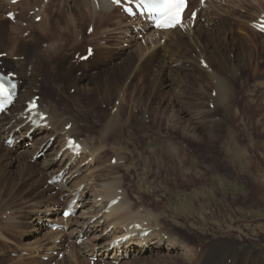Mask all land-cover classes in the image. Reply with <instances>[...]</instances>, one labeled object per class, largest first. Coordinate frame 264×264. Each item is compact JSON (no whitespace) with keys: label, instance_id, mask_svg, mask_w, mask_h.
I'll return each instance as SVG.
<instances>
[{"label":"bare ground","instance_id":"6f19581e","mask_svg":"<svg viewBox=\"0 0 264 264\" xmlns=\"http://www.w3.org/2000/svg\"><path fill=\"white\" fill-rule=\"evenodd\" d=\"M6 1L10 4L8 7L11 8V11L7 12L6 15L13 13L14 19L12 20L13 24L10 25L9 33H5L2 30L3 28H0V45H4L3 48L8 49L6 63L14 67L13 73L17 75L19 94L15 103L9 110L0 116V143L4 146L8 145L6 151L16 154L17 149L22 148V146L25 148V146L29 145L31 142L30 145H33L32 147L27 146V149H23L24 152L29 154V159H32L34 155H36V157L46 155L47 157L43 158L44 161L38 168V175H41V177L47 179V181H51L52 184L45 187L41 180L38 179L35 181V188L41 189L42 187L40 192L47 196L48 194L51 195L53 192L60 198L67 197L68 201L65 209L73 202L75 214L74 217L70 216L65 221L64 217L60 218L55 213V211H58L56 207L58 203L53 207L47 208V202H42L40 209L31 217L30 223L32 227L37 229L44 228L45 230L48 225L54 226L62 221L63 230H65L66 227H74L71 237L75 238V240L83 238L84 236H90L91 234L96 235L103 224L105 225V230L103 232H107L110 227L113 228L114 235L112 238L104 241L102 244L100 243V245H93L92 248L88 250L80 248L81 250L79 251L80 254L86 253L90 257L100 256L104 264H110L107 262L108 260L118 261L120 264H127L124 261H126L125 259L128 257L131 258V255H135L134 262L140 264H264V251H257L252 245H246L243 249L239 248V243L245 244L249 239L245 235H241L236 239H227L221 238L219 235L207 229L202 231L196 230L201 233L199 237L200 243L196 245V241L192 240V238L187 241L181 237L177 238L176 234L163 223V214L157 210L144 209V214H141L139 211L135 212V203L129 200L127 189H125L124 183L121 180L122 177H128L129 175L124 174L121 176L119 174V176L111 179H103V174H94V172L89 177L83 176L89 171L93 164L100 163L104 157V151L109 149L113 151L117 161L116 165H110L111 169L114 170L119 168V166H123L125 167V172L129 173L133 169L134 163L124 164L127 162V158L124 155L126 153L125 149L119 144L126 130L132 129V126H136L140 130L150 129L152 128L151 124L155 125V128H157L158 125L155 123L157 121L158 123L159 121H163L162 116H166V111L162 112L161 115L159 113L161 111H151V113H149L150 111L146 109V107L142 108L143 111L140 112V104L137 103H133L131 107L129 106L126 112L125 104L127 100L125 91L128 90L127 88L130 87L134 78L140 75H142V79L149 78V67H152V65L157 62L158 65H154V67L155 69L158 67L161 69L159 70V78L162 81L161 87H169V80H166L167 77L163 74L168 69L171 71L173 65H178L183 62L182 60L185 58L186 54L185 50L188 48L187 44L196 42V40L199 39L205 43L203 48H205L204 51L209 61L211 60L222 64L227 60L224 56H226L227 53L230 55V52H233V48H235L234 44L229 47L225 41L227 35L231 33V25L226 20L221 21L217 18L214 12H210L211 7H218L215 5V1L221 3L223 0H206L204 5H201L200 0H198V5L195 7L198 11V16L193 28L192 18L183 24L184 29L177 27L174 30L165 32L153 29L149 23L144 22L143 17L138 15L132 18L129 24L116 23L117 27L114 35H116L118 40H123L129 43V45L131 43L133 46L135 45L137 36L143 35V37L146 38V45H154V47H156L165 39L166 45L164 47V53L160 56H156L158 50L155 49L153 50L154 54H148L150 52V47L146 48L145 51L139 46L141 54L138 55V60H130L132 56H127L124 58L127 62L124 61L122 64L114 62V64H110L113 68L109 70V73L110 75L111 72L114 74L112 77L115 83H117V96L115 95V86L111 80V83L110 81L107 82L108 88H101L103 93L100 95L102 105H100L98 110L90 106H85L83 105L84 103L82 104L78 101L76 102L75 113H69L68 110L70 108H67L68 113L65 112V114L60 112L57 106L49 102L44 95L40 97L38 101L39 106L36 111L28 107L27 102H32V99L38 94L34 92L41 87V84L36 81L37 78H40L38 72L41 70V66L44 61H48L51 54L55 55L62 49L58 46L63 45L66 35L73 39L72 46L81 45L84 36L82 35L83 31H80V25L84 24V22L89 24L90 32H92L88 39L92 44V48L96 51H104L105 48H107V46L103 45V43H105V37L108 33L113 31L110 30L108 25L110 21L114 19L115 10L119 8L110 3L109 0H90V11H87L83 8L85 7L83 3L85 0H74V7H76L77 14L71 16L70 20L63 17L59 23L58 21L53 23L49 18V14H47L49 12L48 7L45 8V5H41L40 3L34 5L35 3L30 1V3H28L29 7L32 5L35 6L33 11H30V14L33 15V19L35 20L38 17L41 18L39 24H31V22L18 21L16 17V6H23V2L27 0H18L16 3H13V0H0L1 11L5 8L4 2ZM234 1L242 3L247 0ZM52 18L53 17H51V19ZM124 18L130 19L127 15H124ZM202 18L206 19L205 23H202ZM259 18L263 19L261 16L258 17V20ZM236 19L238 25L244 27L240 29L243 36L247 35L246 28L249 23H252L254 29L257 24V22L255 23L254 21L244 19L243 16L239 14ZM62 24L65 26H61ZM96 30L98 31L97 33H95ZM214 31H217L216 36L213 35ZM19 33H21V38H14V36ZM27 34H29V38H26ZM80 36L82 37L79 40ZM243 36H241L239 42L245 39ZM43 39L49 41L52 47L47 54L41 50V40ZM61 40L63 42L60 43L59 41ZM169 44H172L173 47H170ZM123 47L124 46L120 48L121 51L116 53L115 58H118V60L127 53L126 49L124 50ZM209 47H211L210 50ZM2 53H4V51H0V54ZM127 54L130 55L131 52L128 51ZM220 54H222L221 57ZM22 56L25 57L23 58ZM3 57H6V55L0 56V58ZM156 57L158 58L156 59ZM109 58L111 59V57ZM112 59H114L113 55ZM90 60L91 59H88L85 64L87 65L88 62L91 63ZM1 61L0 59V62ZM232 62L231 57L228 56V66L233 65ZM133 63L134 65L132 66ZM135 66L138 68L136 72L134 70ZM1 68L3 67H0V69ZM66 68L63 66L68 84H72L77 87L79 91L86 92L90 95L93 88L86 89L78 83L82 80L87 81L89 75L82 74L80 78L77 77L76 81V79L72 78L73 71ZM176 70L178 73V69ZM223 70L225 72V68ZM252 70V74L256 76L258 68ZM235 72L237 73V69H235ZM100 74H95V79L99 83L102 79ZM211 86L216 90L214 108L218 109L220 107V109H223L224 113L228 115L232 122L237 120L238 118L234 107L228 102L234 96V87L231 79L214 78ZM106 110L109 112L111 111V114L106 112ZM138 110L139 115L137 114ZM89 111L96 113L98 118L100 116V120L97 122L101 123L99 131H97L98 128L96 127L98 125L95 120L96 115L88 116ZM180 112H182L181 114H183V117L176 113V115L173 113L170 114L169 112L170 116L166 117V120L172 123L171 126L174 127L173 130L179 131L180 135L187 137L189 142L196 146L205 145L207 148H210L213 143L217 142L218 138L220 141H224L223 145L220 142V146L222 147L221 153H217L214 156L216 158L215 161L218 160L223 162L228 172L224 174L219 172L212 173L214 170L210 168L212 166L211 162H205V164L197 157L194 159V156L183 147L184 144L182 142L179 143L177 140H164L162 142L161 139L157 141V138H154L148 141L150 155L157 165L156 172L165 173L167 176H173L176 180L181 181L180 184H177L182 188L180 191L177 189L179 192H175L176 189L172 191V188L165 190V194L176 199L174 207L175 215L173 219H184V217H186L188 219L187 221H190L191 218H198L203 225H206L207 220L210 218L212 219L211 224L218 227L220 225V220L215 215V211L212 208H214V206H225L227 208L232 206H229V203L236 197L226 200L225 196L229 193L234 196L238 195L237 192L239 191H236V183L239 182L237 181V177L245 176V178L248 179L251 178V175L253 177V174L250 175V170H253L250 165L252 161L250 162V158L248 156V158L246 157L247 154L245 155L244 148L239 145L236 138H233L231 135H225L224 133L222 137H218L219 133L215 134L212 131V133L209 132L205 134L203 130L208 120L201 116L197 119V122L194 123L189 119L190 124L183 126L181 122L183 123V120L188 117L189 113L184 110ZM42 115H46V118L42 119ZM106 115L109 117L108 120L101 121V118ZM157 118L159 120H157ZM133 120H135V125L131 123ZM175 121H180L179 125L177 123L175 125ZM214 122L215 121H212V123ZM90 124L92 126L94 125L93 127H95L96 130L93 133L87 132L84 138L82 136L84 127L87 128ZM71 138L75 139V141L80 144V151H75V148L69 142ZM46 149L48 153H45ZM27 162L23 163V165L20 163L15 164L19 166L23 174L33 176L35 174L33 170L35 169ZM12 164L14 166L13 161ZM150 164L151 160L146 159L145 166L147 169H151ZM167 171L172 172L173 175H168ZM205 172L211 173L206 179L203 176ZM260 173L259 175H261ZM145 178L146 177H142L140 179L142 184H147ZM195 179L198 180L197 189L186 188L187 184H192L194 187V184H196L194 183ZM204 179H208L210 184L202 186L205 182ZM252 179H254V177ZM254 180L256 181L257 179L255 178ZM164 183L166 186L169 185L168 180H165ZM242 184H244L243 181ZM87 193H89V197H87ZM217 195L224 196V199L217 200ZM49 198L52 199V195ZM47 212L50 213L48 218L45 217ZM155 213L157 214L155 215ZM145 220L150 222L145 225ZM16 221H13L12 225L18 223V221ZM14 226L16 225H13V228H15ZM180 227L190 231L187 222L183 223ZM62 232H47L41 240L42 242L44 241L46 245H49L53 243V238L55 236L61 234L63 236ZM153 232H155L153 236H150ZM160 232L171 236L168 242L164 241ZM208 236L212 238L208 239ZM98 237H102V234L97 235L96 239ZM165 244L167 246V253L162 254L159 251ZM55 247L62 248V245L58 244ZM175 250H179V254L178 256L172 257L171 253ZM87 251H89V253H87ZM150 251L153 252V254L146 256ZM24 254L25 252L23 255ZM72 254L74 258L73 264H81L80 258L74 252ZM40 257H43V255L41 256L39 252V254L33 258Z\"/></svg>","mask_w":264,"mask_h":264},{"label":"rangeland","instance_id":"374dc122","mask_svg":"<svg viewBox=\"0 0 264 264\" xmlns=\"http://www.w3.org/2000/svg\"><path fill=\"white\" fill-rule=\"evenodd\" d=\"M30 1L35 3L34 5H38L40 3L41 5H45V8L48 7L49 12L47 14H49V18L53 23L57 21L59 23L63 17L67 18V20H70L71 16L77 14L76 7H74V0H29V2L27 0L23 2V6H16L15 8L18 21L39 24V21H36V19L34 20L33 15L30 14V11H33L35 7L34 5L29 7L28 3H30ZM245 2L237 3L234 0H223L221 3H218L215 1V5L218 7H211V11L209 10L210 12H214L217 15V18H219L221 21L226 20L228 23H230L232 29L231 33L227 35L225 41L229 47L233 46L234 44L235 48H233V52H230V55L227 53L226 56H224V58L227 60L222 64L211 60L209 61L204 51L205 48H203L205 43L200 39L196 40V42L190 41L191 43L187 44L188 48L185 50L186 54L185 58L182 60L183 62L178 65H173L171 71L168 69L163 74L165 77H167L166 80H169V87H161L162 81L159 78V70L161 69H159L160 67L155 69L154 65H158V63L155 62L152 67H149V78L142 79V75H140L137 78H134L130 87L127 88L128 90L125 91L127 100L125 104L126 112L129 109V106L131 107L133 103H137L140 104V112L143 111L142 108L146 107V109L150 111L149 113H151V111H161L159 112L160 115L164 111L167 113L166 116H162L163 121H159V123L157 121L155 123L158 125L157 128H155V125L151 124L152 128L150 129L140 130L136 126H132V129L126 130L125 135L123 139L120 140L119 144L125 149L126 154L124 155L127 158V162L129 161L128 163L125 162L124 164L133 162V169L129 173L125 172V167L123 166H119V168L112 170L110 165L114 166L117 164L115 154H113V151L110 149H104V157L100 163L93 164L89 171L83 176L89 177L94 172V174H103V179H111L119 176V174L121 176L124 174L129 175L128 177H122L121 180L124 183L125 189H127V196L129 200L135 203L134 211H139L141 214H144V209H155L162 213L163 223L167 225L173 231V233L176 234L177 238L181 237L186 241L192 238V240L196 241V245H199V237L201 236V233L197 232L196 230L202 231L207 229L219 235L221 238L227 239H236L241 235H245L249 239L245 244L239 243V248L243 249V247L246 245H252L257 251L261 252L264 251V34L256 31L252 27V23H249L246 28L247 35L243 36L240 29H243L244 27L238 25L236 17L239 14L248 21H254L255 23H258L260 20V18L258 20L259 16L264 18V0H247ZM83 3L85 6L83 8L87 11H90L91 1L85 0ZM4 4L5 8L3 7L4 9L1 8L2 11L0 10V28L2 27L3 29H1L5 33H9L10 25L13 23L12 20L8 18L6 13L10 12L11 8L8 7L10 5L8 1L4 2ZM197 5L198 0H191L189 11L195 9ZM51 17L53 18L51 19ZM130 21L132 20L124 18V13L120 8L115 10L114 19L113 21L111 20L108 25L110 30L113 31L108 33L105 37V43H103V45L107 46V48H105V50L102 52L96 51L92 48V44L88 40L92 32H90L89 24H86V22L80 25V31H83L82 35L84 36V40L80 46H72L73 39L66 35L64 42L62 40L59 41L60 43L63 42V45L58 46L62 49L55 55L51 54L48 61H44L42 65L43 67L41 66V70L38 72L40 78L36 79V81L41 84V87L39 90L34 92L35 94L38 93L35 96L41 97L44 95L49 102H51L53 105H56L59 111L63 112L64 114L67 112V108H70L68 110L69 113H75V107L77 104L76 102L78 101L82 104L84 103L83 105L85 106H90L93 109L98 110L100 105H102L100 100V95L103 94L101 88H108L107 82L110 81L111 83V80L115 86V95L117 96L118 87L117 83H115L112 77L114 74L111 72L110 75L109 73V70L113 68L110 64H114V62L122 64L124 61H126L124 58L127 56H132L130 60H138V55L141 54L139 46L145 51L146 48L150 47V52L148 54H154L153 50L156 49L158 50L156 56H160L164 53V47L166 45L165 39L161 41V43L156 47H154V45H146V38L143 37V35H139V37L137 36V40L133 46L131 43L129 45V43H126L123 40H118L116 35H114L116 31L115 29L117 27L116 23L120 22L122 24H129L131 23ZM194 22L195 20H193L192 28L194 27ZM205 22L206 19L202 18V23ZM61 26L65 25L62 24ZM97 32L98 31L96 30L95 33ZM216 34L217 31H214L213 35L216 36ZM241 36L245 38L242 41L243 43L239 42V40H241ZM29 37V34H27L26 38ZM81 37L82 36L79 37V40ZM14 38H21V33L16 34ZM46 41L47 40L44 39L41 40V50L47 54V52L52 47L50 42ZM122 46H124L123 48L124 50L126 49L127 53L130 51L131 54L129 55L125 53V55L122 56L123 58L121 57V59L118 60V58H115L116 53L121 51L120 48H122ZM169 46L173 47L172 44H169ZM3 47L4 45H0V51H4V53L0 54V56L6 55V57L0 58L2 60L0 62V67L5 69V73L12 72L14 71V67L9 63H6L8 49ZM88 47L92 48L93 55L88 58L91 59V63L88 62L86 65L85 63L88 60L83 62L81 61V57L87 54ZM210 49L211 47H209V50ZM111 54L114 56V59H112ZM221 55L222 54H220V57ZM228 56L231 57L233 65L228 66ZM22 57L24 58L25 56ZM109 57H111V59ZM157 58L158 57H156V59ZM133 65L134 63L132 66ZM63 66H65V68L67 67L66 69L73 71L72 78L76 79V81L77 77L80 78L82 74L87 76L89 75L87 81L82 80L78 83H80L83 88H93L90 95L86 92L79 91L77 87L73 86L71 83V85L68 84V80L65 78ZM224 68L225 72L223 70ZM251 68H258V73L256 76L252 74L253 70ZM176 69H178V73L176 72ZM235 69H237L238 74L235 72ZM134 70L136 72L138 68L135 66ZM95 74L101 75L102 79L100 83L95 79ZM218 77L229 78L233 83L234 96L228 101L229 104L234 107L238 118L233 122L229 119L228 115L224 113L223 109H220V107L218 109L214 108V102L216 100L214 96L216 95V90L211 86V84L213 83V79ZM182 110L188 111L189 113L188 117L183 120V123L181 122L183 126L190 124L189 119L195 123L197 122V119L200 118V116L202 118L204 117L206 120H208V123L206 124L208 128L205 126L203 130L205 134H208L212 131L215 134L219 133L218 137H222L223 133L228 136L231 135L233 138H236L239 145L244 148V153L245 155L247 154L246 157L248 156L250 158V162L252 161L250 165L251 169L253 170H250V175L253 174L254 179L256 178L257 180L255 181L252 179V175L250 178L252 181L248 178H245V176L237 177V181H239L236 183V191H239L237 192L238 195L234 196L229 193L225 196L226 200L236 197L229 203V206H232H230V208L225 206H214V208H212L215 211V215L220 220V225L218 227L211 224L212 219L210 218L207 220L206 225H203L198 218H191L190 221H187L188 219L186 217H184V219H173L175 215L174 207L176 199L165 194V190L172 188V191L176 189L175 192H179L182 188L177 184H180L181 181L176 180L173 178V176L169 177L165 173L156 172L157 165L153 157L150 155L149 145L147 143L148 141L154 138H157V141L161 139L162 142L164 140H177L179 143L182 142L184 144V146H181L189 151L191 155L194 156V159L197 157L202 163L211 162L212 166L210 168L214 170L212 173L219 172L224 174L228 172V169L226 166H224L223 162L218 160L215 161L216 158L214 156L217 153H221L222 147L220 146V142L223 145L224 141H220L218 138L217 142L213 143L210 148H207L205 145L196 146L195 144L189 142L187 137L180 135L179 131L173 130L174 127L171 126L172 123L168 122L166 117L170 116L169 113H176L183 117V114H181L182 112H180ZM106 112L109 111L106 110ZM109 113L111 114V111ZM137 114L139 115V110L137 111ZM93 115H96L95 120L97 123L98 120H100V116L98 118L96 113L89 111L88 116ZM108 118L109 117L107 115L105 117L103 116L101 121L108 120ZM157 120L159 119L157 118ZM212 121L215 122L212 123ZM179 122L180 121H175V125L176 123L179 125ZM131 123L134 125L136 124L135 120H133ZM97 124V131H99L101 123ZM93 126L90 124L89 127H84V132L82 133L83 135H81L85 138L87 132H95L96 129ZM30 143L29 145H26L25 148L22 146V148L17 149L16 154L6 151V147H8V145L4 146L0 143V235L2 236H0V264H73V252L80 258L79 260L81 261V264H104L103 260L100 259V256L90 257L86 253L80 254L79 251L81 250L80 248H83V250H88L92 248L93 245H100V243L102 244L104 241L112 238L114 235L113 228L110 227L107 232H103L105 230V225L103 224L96 235L91 234L90 236H84L83 238L75 240V238L71 237L74 227H66V229L63 230L62 221L60 223L58 222L57 225L54 226L48 225L46 227L47 230H44V228L37 229L32 227L30 223L31 217L36 213V211H38V209H40L42 202H47V208L53 207L58 203L56 206L58 211H55V213L61 218L68 200L67 197L60 198L53 192L51 193L52 199H50L49 197L51 195L48 194V197L47 195H44L42 192H40L42 187L41 189L35 188V181L38 179L41 180L43 186L45 185V187L51 185L52 182L47 181V179H44L41 177V175H38V168L43 163V158H46L47 156L42 155L36 157V155H34L32 159H29V154L24 152L23 149H27V146H33H31ZM45 153H48L47 149ZM146 159L151 160V169L146 168ZM12 161L14 162V166ZM26 162L35 169L33 170L35 172L33 176H29V174H23L19 166H16L15 164L20 163L23 165V163ZM259 173L261 175H259ZM167 174L173 175V173L169 171H167ZM209 175H211V173L209 174L208 172H205L203 174L205 179ZM142 177L147 178H145V181L147 180V184L141 183L140 179ZM165 180H168V186L165 185ZM241 180L244 184H242ZM194 183H196L194 184V187L192 184H187L186 188L197 189L198 180L195 179ZM205 184H210L208 179L205 180L202 186ZM88 194L89 193H87V197H89ZM216 199L222 200L224 199V196L217 195ZM157 213H155V215ZM49 214L50 213L47 212L45 217L48 218ZM74 216L75 214L73 217ZM16 220L18 223L13 224L16 225L14 226L15 228H13L12 223ZM64 220L66 221L67 219L64 218ZM149 222L150 221L145 220V225ZM186 222L190 231L184 230L180 227ZM47 232H62L63 236L62 234L55 236L53 238V243H51L52 245H46V243L44 241L42 242L41 239ZM154 233L155 232L151 233L150 236H153ZM160 233L164 241L168 242L171 236L162 232ZM101 234L102 237H98L96 239V236ZM210 238L212 237L208 236V239ZM58 244L62 245V248H56L55 246ZM179 250L173 251L171 256H178ZM151 251L146 254V256L153 254ZM24 252L25 254L23 255ZM39 252L41 256L43 255V257L33 258L34 256H37ZM159 252L162 254L167 253L166 244ZM87 253H89V251H87ZM134 258L135 255H131V258H126V261L124 262L127 264H140L137 262L135 263ZM107 262L110 264H120L118 261L113 260H108Z\"/></svg>","mask_w":264,"mask_h":264},{"label":"snow or ice","instance_id":"6c2138e0","mask_svg":"<svg viewBox=\"0 0 264 264\" xmlns=\"http://www.w3.org/2000/svg\"><path fill=\"white\" fill-rule=\"evenodd\" d=\"M113 3H121V0H112ZM188 0H138V4L157 18L156 27L172 29L183 27L184 12ZM264 31V27L260 29ZM10 89L0 83V98H7Z\"/></svg>","mask_w":264,"mask_h":264}]
</instances>
